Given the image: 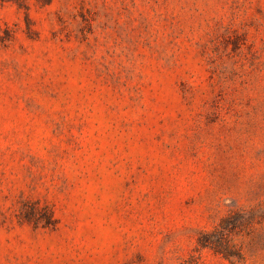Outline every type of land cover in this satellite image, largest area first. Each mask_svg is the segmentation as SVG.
<instances>
[{
	"label": "rangeland",
	"instance_id": "374dc122",
	"mask_svg": "<svg viewBox=\"0 0 264 264\" xmlns=\"http://www.w3.org/2000/svg\"><path fill=\"white\" fill-rule=\"evenodd\" d=\"M260 203L264 0H0V264H232Z\"/></svg>",
	"mask_w": 264,
	"mask_h": 264
},
{
	"label": "trees",
	"instance_id": "16d2710c",
	"mask_svg": "<svg viewBox=\"0 0 264 264\" xmlns=\"http://www.w3.org/2000/svg\"><path fill=\"white\" fill-rule=\"evenodd\" d=\"M258 225L264 228V205L261 203L231 211L212 231L202 234L197 243L201 248L212 249L232 264H242L245 261V239L249 238L251 245L264 240L263 236L255 234ZM237 237L243 240L237 242Z\"/></svg>",
	"mask_w": 264,
	"mask_h": 264
}]
</instances>
